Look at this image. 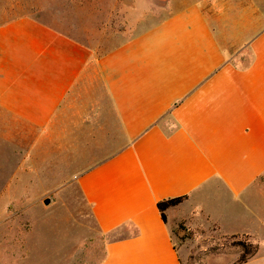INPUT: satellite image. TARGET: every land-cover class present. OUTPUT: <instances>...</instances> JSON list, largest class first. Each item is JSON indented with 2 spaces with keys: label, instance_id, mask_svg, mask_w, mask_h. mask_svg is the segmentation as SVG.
Here are the masks:
<instances>
[{
  "label": "crops",
  "instance_id": "obj_1",
  "mask_svg": "<svg viewBox=\"0 0 264 264\" xmlns=\"http://www.w3.org/2000/svg\"><path fill=\"white\" fill-rule=\"evenodd\" d=\"M176 2L101 55L30 15L1 23L0 132L21 172L76 182L111 237L100 264H183L181 225L246 235L244 264H264V8Z\"/></svg>",
  "mask_w": 264,
  "mask_h": 264
},
{
  "label": "rangeland",
  "instance_id": "obj_2",
  "mask_svg": "<svg viewBox=\"0 0 264 264\" xmlns=\"http://www.w3.org/2000/svg\"><path fill=\"white\" fill-rule=\"evenodd\" d=\"M174 1L168 7L169 0H0V24L30 15L101 55L160 21L179 5ZM257 1L264 8V0ZM4 134L0 264H100L111 237L99 231L76 182L21 172L20 151ZM173 236L186 249L183 264H235L240 253L214 226L181 225Z\"/></svg>",
  "mask_w": 264,
  "mask_h": 264
},
{
  "label": "trees",
  "instance_id": "obj_3",
  "mask_svg": "<svg viewBox=\"0 0 264 264\" xmlns=\"http://www.w3.org/2000/svg\"><path fill=\"white\" fill-rule=\"evenodd\" d=\"M185 198H186L185 196H182L173 199H166L159 201L157 203V207L161 212L163 220H166L165 210L171 206H176L180 204L181 202H183V200H185ZM223 237L225 238L230 237V239L233 240V245L239 248L240 250L238 258L235 261V264H244L248 262L251 258H253L257 254L259 250L258 245L250 241L246 235L237 234V235H226Z\"/></svg>",
  "mask_w": 264,
  "mask_h": 264
},
{
  "label": "water",
  "instance_id": "obj_4",
  "mask_svg": "<svg viewBox=\"0 0 264 264\" xmlns=\"http://www.w3.org/2000/svg\"><path fill=\"white\" fill-rule=\"evenodd\" d=\"M45 203L48 204L49 203V200H46Z\"/></svg>",
  "mask_w": 264,
  "mask_h": 264
}]
</instances>
